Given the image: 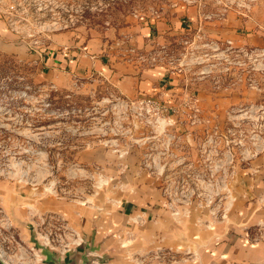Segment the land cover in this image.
Returning a JSON list of instances; mask_svg holds the SVG:
<instances>
[{"label":"rangeland","instance_id":"1","mask_svg":"<svg viewBox=\"0 0 264 264\" xmlns=\"http://www.w3.org/2000/svg\"><path fill=\"white\" fill-rule=\"evenodd\" d=\"M181 7L193 8L208 23L223 21L228 14L248 25L244 23L247 34L234 42L211 38L201 25L196 31L205 33L202 39L193 36L187 38L189 43L173 40L157 52H137L145 57L141 59L145 65H173L183 74L184 101L180 116L166 125L169 135L154 137L153 129L162 128L164 122L138 118L132 102L142 97L118 94L109 78H68L58 85L42 70L40 60L56 42L55 36L130 47L142 21ZM0 17L6 21L9 39L26 46L28 53L22 58L0 52V181L34 188L74 209L84 206L98 212L101 206L109 213L122 199L118 183L126 178L123 174L131 176L132 165L139 162L150 171L144 161L151 155L156 162H167L172 173V180L156 181L144 168L150 187L163 190L168 209L174 206L173 215L190 213L191 218L210 223L223 220L234 209L231 192L236 184L226 181V166L232 154L243 159L248 148L264 149V0H0ZM212 40L217 47L206 46ZM200 79L205 89L236 98L223 115L204 119L194 113L198 101L194 85ZM202 128L205 134L198 133ZM168 140L171 148L163 154L161 146ZM105 151L106 161L101 155ZM201 153L216 164L213 171L218 177L213 181L188 177L196 163L207 161V156L199 159ZM180 157L187 162L174 163ZM123 163L127 166L122 172ZM143 184L148 185L147 180ZM5 221L0 212L3 235ZM258 232L264 237V224L254 235ZM20 242L4 257L8 264H49L33 249L31 239ZM96 259L95 264H103L108 258Z\"/></svg>","mask_w":264,"mask_h":264},{"label":"crops","instance_id":"2","mask_svg":"<svg viewBox=\"0 0 264 264\" xmlns=\"http://www.w3.org/2000/svg\"><path fill=\"white\" fill-rule=\"evenodd\" d=\"M174 10L172 14L151 17L135 27L129 42L133 51L125 49L126 45L118 48L104 41L77 42L64 40V35L55 36L56 42H52L50 50L40 60L42 70L58 85L68 78H109L118 94L128 99L158 97L177 109L171 118L179 117L186 90L183 74L173 65H145L141 62L145 57L137 52L156 51L173 40L192 39L193 33L201 25L211 38L234 42L241 38V34H247L244 23L248 25V22L227 14L223 21L217 19L208 23L202 16L199 18L193 8ZM8 34L6 21L0 17V52L28 57L26 46L11 41ZM194 88L198 96V116L204 119H213L219 113L223 115L236 101V98L205 89L203 79L195 80ZM206 130L210 133L213 128L206 126ZM205 132L202 128L198 133ZM154 147H158L156 143ZM193 150L197 151L196 147ZM244 154L243 159L232 154V161L226 166L228 170L224 175L226 181L236 184L231 192L236 199L235 207L228 211V221L225 218L215 220L214 226L211 223H196L194 219L172 221L174 215L165 205L163 190L150 187V178L157 181V175L144 167L149 172L148 178L142 162L133 164L132 175L123 174L126 178L119 181L121 204L111 218H103V213L96 212L92 207L79 206L74 209L73 205L59 198L43 197L34 188L26 190V187L10 181H0V212L19 239L29 236L30 222L37 223L43 216L65 221L59 214L63 213L86 236H96L113 264H133L130 260L137 263L138 259L146 264H159L162 260L168 264H264V239H252L257 227L264 224L259 221L264 219V149L257 152L248 148ZM101 155L105 157L102 160L106 161L109 154L105 151ZM205 156L207 159L210 155L201 153L199 159L203 161ZM96 157L94 154L93 158ZM185 161L184 157H180L174 163ZM214 163L213 160L210 166H215ZM126 166L123 163L120 171H125ZM194 166L199 170L207 167L205 162H198ZM214 172L213 175L218 177ZM144 180L148 185L143 184ZM126 190V194H123ZM135 215L138 224L132 225L135 237L128 247L120 246L116 237L107 236L110 231L123 234L129 227L127 220ZM97 226L103 229L95 234ZM159 249L164 251V257H156Z\"/></svg>","mask_w":264,"mask_h":264},{"label":"built area","instance_id":"3","mask_svg":"<svg viewBox=\"0 0 264 264\" xmlns=\"http://www.w3.org/2000/svg\"><path fill=\"white\" fill-rule=\"evenodd\" d=\"M210 16H207L209 18ZM198 39H202L205 37V33L200 30L196 31L194 35ZM185 43H189L187 39L184 40ZM231 44V41L228 42ZM206 46L212 45L213 47H217L218 44L215 41H209L205 43ZM128 51H133L132 47H126ZM171 64H173V61H170ZM134 107L137 110V117L141 119H146L148 122H155L158 124H162L164 122L165 125H163L162 128L158 127L156 129H153L154 137H156L159 134H168V129L166 128V125L170 124V119L172 117L171 113H176V110L173 106H169L166 103H164L160 98L148 96V97H142L140 99H137L136 101L132 102ZM196 103V102H195ZM194 113L198 112V107L195 104L194 105ZM171 148V142L168 140L166 144L163 145V154L168 152ZM150 155V154H149ZM207 161L205 162V165L207 167L204 170H199L196 168L194 170L193 176L188 177H194L196 181H213V168L215 166H210L211 163H213V160L207 158ZM167 162L161 164V161L156 162V159L152 157L151 155L144 161V165L149 168L151 174L157 175L158 179H165V180H172V173H170L169 167L167 168ZM185 164L184 162H180L178 165ZM215 164V163H214ZM216 165V164H215ZM187 167H191L190 165ZM166 172V173H165ZM209 173V174H207ZM183 179L187 178L182 176ZM170 209H175L174 206L169 207ZM178 212V211H177ZM2 221L4 219H1ZM5 226L3 225V229H6L5 233L6 235L1 234L0 232V254L4 257L7 256L8 252L15 249L16 245L17 247L21 246L20 239L17 238V235L12 231L11 226L7 220L4 222ZM37 226L40 234L48 240L52 245L60 247L62 249H66L67 246L71 243L76 242L79 239L78 233L71 227L68 226V224L62 220V219H53L51 217H41L40 220L37 221ZM260 226V225H259ZM259 232L263 231L262 226L258 228ZM256 233L252 236V239L254 241H259L261 239H264V237ZM262 234V233H261ZM2 240V241H1ZM156 257H164L165 253L163 250H158L156 253ZM144 263V260L138 259V264Z\"/></svg>","mask_w":264,"mask_h":264},{"label":"water","instance_id":"4","mask_svg":"<svg viewBox=\"0 0 264 264\" xmlns=\"http://www.w3.org/2000/svg\"><path fill=\"white\" fill-rule=\"evenodd\" d=\"M118 204L119 206H117ZM121 199L115 203L116 207L114 210H111L109 213L107 212L106 208H102L101 206L98 208V212L103 213V218H111L112 214L115 212L116 209L120 207ZM96 211V210H95ZM61 214L65 221H67V224L69 227H72L79 236V239L71 243L67 246L66 249H62L60 247L52 245L48 240H46L39 232L38 226L35 222H30V232L28 233L29 236L23 238L24 240L31 239L32 244L34 245L33 249H36L40 256H42L43 260L49 264H95L96 263V257H99L100 259H104V257L108 258L107 261L103 264H113L110 255L107 254L103 248L101 242L96 240V236L88 237L86 234L83 233L81 229H79L78 226L74 225L68 216H66L63 213ZM228 215L225 217V221H228ZM191 214H186L185 216H173L172 220H175V222L182 221V220H192L194 219V222L201 223L202 220L200 218H191ZM190 217V218H189ZM146 219V218H145ZM98 220V219H97ZM259 221H263L264 219H261ZM210 223L212 226L216 224L215 220H210ZM128 228L125 230V232L122 234L121 232H115L110 231L107 233V236L116 237L119 240V244L122 247H128L130 243L132 242L134 235V230L132 225L138 224V218L137 216L129 217L127 220ZM103 229L100 226H97L95 228L96 232L95 234H98L100 230ZM133 264H136L135 261L130 260ZM0 264H8L3 256L0 254Z\"/></svg>","mask_w":264,"mask_h":264}]
</instances>
